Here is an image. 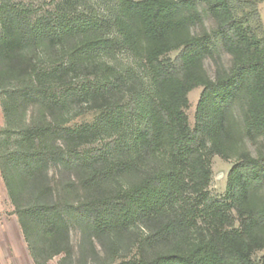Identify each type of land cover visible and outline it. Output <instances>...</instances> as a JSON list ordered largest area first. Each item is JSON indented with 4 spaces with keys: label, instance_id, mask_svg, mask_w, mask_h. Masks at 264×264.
<instances>
[{
    "label": "trees",
    "instance_id": "obj_1",
    "mask_svg": "<svg viewBox=\"0 0 264 264\" xmlns=\"http://www.w3.org/2000/svg\"><path fill=\"white\" fill-rule=\"evenodd\" d=\"M240 9V0H0L1 172L29 245L42 232L46 261L81 263L73 221L103 242L96 264H264V149H247L249 138L264 142V43ZM207 15L233 56L214 78L211 35L196 30ZM215 155L237 158L224 195L210 190ZM52 163L67 171L60 187Z\"/></svg>",
    "mask_w": 264,
    "mask_h": 264
},
{
    "label": "rangeland",
    "instance_id": "obj_2",
    "mask_svg": "<svg viewBox=\"0 0 264 264\" xmlns=\"http://www.w3.org/2000/svg\"><path fill=\"white\" fill-rule=\"evenodd\" d=\"M244 6V11L239 10L240 16L248 14L247 19L249 26L256 34L258 39H263L264 43V0H240ZM197 32L200 35L210 34V40L208 43L209 48L207 49L205 57V67L211 77H216L217 72L222 68L228 69L232 64L233 56L229 53L228 49L224 45L222 39L218 38L214 33L217 30L214 18L211 15H207L204 18V24L197 27ZM178 51L172 52L171 56L175 57L178 55ZM121 58H125L122 56ZM203 92V86H197L189 92L190 104L187 109L189 120L193 127H196L199 123V112H200V99ZM33 109L31 106L25 110L24 119L25 122H30L31 116L33 115ZM37 113L34 112V115ZM94 113H88L85 116H81L75 119L74 123H80L84 120H92ZM3 120V113L0 101V124ZM210 123L218 124V113H212ZM3 128V127H1ZM0 128V129H1ZM16 136H12L14 139ZM247 149L253 156L259 155L264 149L263 139L253 141L248 139ZM237 163V158L226 159L220 155H215L212 160V179L210 183V190L213 194L224 195L226 194L230 185V175L233 173L234 167ZM66 174L67 171L63 166L55 167L52 163L49 168V175L53 185L58 187L62 179L61 176ZM20 179V176H16ZM231 199L233 205V218L237 226H241L243 221L246 219L241 210L239 209L240 201L242 199L243 191L242 188H237L233 192ZM25 200L19 201L20 206H25L26 201L29 199V195L26 192L24 195ZM27 199V200H26ZM42 233V232H41ZM40 230H35L31 238L33 247L30 250V245L26 241L23 229L19 220V213L16 205L10 198L8 188L3 178L0 166V264H37V260L42 264H58L61 260L62 255L53 256L51 259L46 261V254L44 251V245L42 244V234ZM70 234L75 256L80 257L81 263L83 264L85 257L87 256L88 264H96L94 262V254L92 248L98 254H103V242L97 236H87L85 231L80 230L73 221L70 224ZM32 251V252H31ZM36 256V259L34 256ZM264 250L258 251L257 254L262 255ZM108 261L107 264H110Z\"/></svg>",
    "mask_w": 264,
    "mask_h": 264
},
{
    "label": "crops",
    "instance_id": "obj_3",
    "mask_svg": "<svg viewBox=\"0 0 264 264\" xmlns=\"http://www.w3.org/2000/svg\"><path fill=\"white\" fill-rule=\"evenodd\" d=\"M2 107V106H1ZM2 113H3V110H2ZM5 126V117H4V113H3V120H2V122H1V124H0V128L1 127H4Z\"/></svg>",
    "mask_w": 264,
    "mask_h": 264
}]
</instances>
